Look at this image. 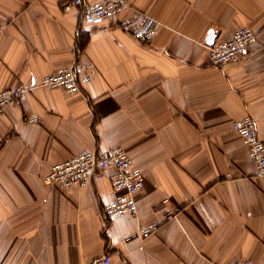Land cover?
Masks as SVG:
<instances>
[{
    "label": "crops",
    "instance_id": "obj_1",
    "mask_svg": "<svg viewBox=\"0 0 264 264\" xmlns=\"http://www.w3.org/2000/svg\"><path fill=\"white\" fill-rule=\"evenodd\" d=\"M122 1L160 21L150 43L66 0H0V90L30 87L0 110V264H264V176L234 127L251 115L264 141V0ZM243 26L257 34L247 54L212 64L209 32ZM75 63L81 92L37 85ZM113 146L145 173L136 216L104 215L113 169L84 187L44 181L53 163ZM172 207L155 235L127 239Z\"/></svg>",
    "mask_w": 264,
    "mask_h": 264
},
{
    "label": "built area",
    "instance_id": "obj_2",
    "mask_svg": "<svg viewBox=\"0 0 264 264\" xmlns=\"http://www.w3.org/2000/svg\"><path fill=\"white\" fill-rule=\"evenodd\" d=\"M65 6L67 8L78 7L81 18L85 22L100 23L110 18H117V25L120 28L131 33L143 43H150L153 40L161 24L152 14L122 0H99L95 3H86L84 0H66ZM127 12L130 15H124ZM256 41L257 34L252 27H240L234 31L230 39L209 44L210 60L215 66L237 62L247 54L249 46ZM84 79H87L84 66L75 63L60 67L56 72L45 75L37 85L62 87L67 92L78 93L82 91L81 82ZM29 89V86L19 84L0 90V110L7 105L19 102ZM234 127L255 161L256 175L264 176V141L259 137L255 119L251 115H246L238 119ZM107 169L114 170L112 184L118 195L104 205L105 217L109 220L125 214L136 216L139 212L136 193L144 184L145 173L141 167L133 163L127 149L123 146H113L104 150H88L74 154L66 160L55 162L44 177V181L60 188L84 187L95 172ZM179 211L178 207L166 209L164 220L141 224L127 239H146L155 235L165 222L176 219ZM111 259L112 255L107 253L83 264H110ZM228 264H254V261L250 258H240Z\"/></svg>",
    "mask_w": 264,
    "mask_h": 264
},
{
    "label": "water",
    "instance_id": "obj_3",
    "mask_svg": "<svg viewBox=\"0 0 264 264\" xmlns=\"http://www.w3.org/2000/svg\"><path fill=\"white\" fill-rule=\"evenodd\" d=\"M214 35H215L214 30H211L209 32L208 40H207L209 44H213L214 43Z\"/></svg>",
    "mask_w": 264,
    "mask_h": 264
}]
</instances>
